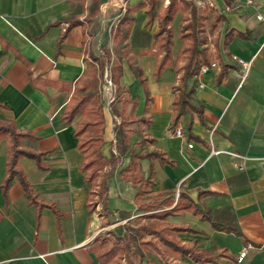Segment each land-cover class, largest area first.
<instances>
[{
  "label": "crops",
  "instance_id": "obj_1",
  "mask_svg": "<svg viewBox=\"0 0 264 264\" xmlns=\"http://www.w3.org/2000/svg\"><path fill=\"white\" fill-rule=\"evenodd\" d=\"M134 1L125 0L123 12L129 8L134 16H144L141 27L155 34L158 18L149 25L145 1ZM106 2L101 0V6ZM208 2L219 14L214 30L206 32L210 65L218 67L197 76L196 110L175 128L187 136L177 137L170 130L173 88L184 64L177 67L185 46L179 27L173 28V57L164 68L174 76L165 81L163 75L155 85L149 83L152 102L147 116L152 123L144 124V136L154 140L144 151L163 152L173 164L141 162L145 179L153 170L142 200L136 197L138 186L117 169L109 185L110 214H106L101 205L95 206L88 175L82 170L85 158L76 136L79 119L68 123L64 112L86 77L92 56L98 57L104 46L114 48L112 30L106 43L100 41L98 32L92 35L97 23L104 25L108 18L102 16L101 6L99 14L90 17L93 0H0V121L12 122L20 131L38 137L35 142L25 139L22 148L39 155L19 159L34 203L18 178L4 187L8 139L0 136V264H101L94 248L104 230L136 225L140 218L146 223V216L156 212L143 211L140 205L161 201H170L161 210L171 213L165 223L191 229L178 234L182 244L198 242L206 248L226 249L235 260L247 248L246 258L237 264H264V25L256 18L264 0H254L252 5L247 0H197L204 9L211 8ZM122 16L117 15L110 28ZM179 16L184 17V12L172 25ZM232 29L249 38L236 36L226 43ZM151 50H161L159 43L148 53L132 49L133 62L145 69V59H157ZM240 59L250 64L244 82ZM123 66L125 75V67L130 68L126 61ZM104 113L102 154L109 159L116 143L115 122L105 106ZM135 137L139 135L133 134L132 141ZM239 156L248 158L243 171ZM128 163L124 159L122 168ZM181 193L202 210L230 207L240 235L217 231L188 211L173 212ZM124 214L130 216L124 218ZM164 256L180 264H197L189 257ZM162 258L152 254L143 264H159ZM219 264L229 261L221 258Z\"/></svg>",
  "mask_w": 264,
  "mask_h": 264
},
{
  "label": "trees",
  "instance_id": "obj_2",
  "mask_svg": "<svg viewBox=\"0 0 264 264\" xmlns=\"http://www.w3.org/2000/svg\"><path fill=\"white\" fill-rule=\"evenodd\" d=\"M179 1L182 3L181 5H179ZM100 6L101 0H93L89 10L91 18H95L99 14ZM156 7V1L149 0V8L146 13L148 24H152L156 18L159 20L158 30L153 35L150 31L141 27V22L145 19L144 16H134L133 11L129 8L124 14L123 12L119 13L123 16L117 26L112 29L115 41L114 48L112 51L105 49L101 57L92 56L93 62L89 64L86 77L77 85L64 112L68 123L75 121L79 115H83L87 119L84 123L78 125L76 132V136L81 139L80 149L83 151L85 158L82 170L88 175V184L91 186L92 194L96 199L95 206L101 205L103 212L106 214H110L109 185L117 169H121L120 175L138 186L136 197L142 200L145 193H147V188L152 183L153 170L151 169L150 176L145 179L141 162L143 160L150 162L158 160L162 165L173 164L163 152L158 150L144 151L148 143H153L154 140L144 136V129L140 125L149 126L152 119L144 116L145 113L137 116V99L132 100L128 97L125 99L126 104L122 108L119 107L124 100V96L128 93L120 83L124 75V61L127 62L130 70L144 87L146 115L152 102L147 79L143 70L133 62L131 50H146V53H148L154 43H159V47L164 51V55L155 70L156 77L159 79L164 71L166 61L171 60L173 57L174 30L172 23L180 12L190 8L189 16L184 15V24L180 29L179 38L187 45L183 47L180 53L185 56V62L181 67L178 85L173 88L176 96L173 102L174 114L170 125L171 131L175 130L178 122L183 117L196 110L194 93L198 82L197 76L203 65H210V55L206 47L208 44L206 35L208 15L201 13L193 2L187 0H170L169 5L159 17L155 13ZM236 36L249 38L248 35L232 29L225 37L226 43H229ZM96 65H98L101 74L109 67L110 78L115 89H113V100L109 107L111 114L116 119V143L113 145L114 151L111 152L109 159L102 154V148L105 145V113L102 95L98 90L99 82L96 79ZM129 104L132 105V108L127 113V105ZM135 123L139 124L137 130L130 127ZM133 134L139 135L135 143L132 142ZM185 135L187 136V133ZM0 136H5L8 139L7 178L4 187L7 188L16 177L22 184L28 198L37 203L34 196H32V189L28 180L19 168V159L23 155L39 157L36 153L26 152L22 148L25 139L35 142L38 137L20 131L14 123L8 121H0ZM137 148L140 150L137 151ZM126 158L129 159V163L122 168L123 160ZM164 204H170V201L168 203L161 201L140 205L141 210L156 213H149L146 216V223H142V218H140L136 225L127 223L124 226L117 227L114 232L117 241L110 249L99 251L95 247L94 251L101 264H143L144 259L152 254L163 256L159 264H180L166 258L164 256L166 254L175 255L179 258L189 257L197 264H219L221 258L228 259L229 264H237V260L230 257L226 249L219 250L216 246L206 248L198 242H194L192 245L182 244L178 234L191 231V229L165 223L164 221L171 213L161 211ZM182 211H188L201 221L209 222L217 231L238 235L241 233L237 217L230 207L218 210H202L187 195L181 193L173 212L180 213ZM129 216V214L123 215L124 218Z\"/></svg>",
  "mask_w": 264,
  "mask_h": 264
},
{
  "label": "rangeland",
  "instance_id": "obj_3",
  "mask_svg": "<svg viewBox=\"0 0 264 264\" xmlns=\"http://www.w3.org/2000/svg\"><path fill=\"white\" fill-rule=\"evenodd\" d=\"M136 1L137 0H135L133 3H136ZM144 1H145V5H144L143 10L146 11L148 9L149 0H144ZM155 1H156V4H157L155 13H156V16L159 17L160 15H162L166 5H168L167 1H170V0H155ZM190 2H193L194 5L197 6V8L199 9V11L201 13H205V14L208 15L209 21L206 24V32H211L212 30H214L215 23H216V21H217V19L219 17V14L216 13V10H214L212 8L204 9L201 6H198L197 0H193V1L191 0ZM178 3H179V5L182 4L180 1ZM189 12H190V8H186L185 11H184V15H188ZM182 25H183V17L179 16L177 22L172 25V28H176V30H178V28L181 27ZM96 27L97 28H95L93 30V32H92L93 34L92 35H94V34H96V32H98V35H100V38H101L100 41L106 43L108 41V39H109L108 31H107V25H106V27H103V25H101L100 23H97ZM183 45L186 46L187 44L184 42ZM105 49H109V48L107 46L102 47L101 48V52L98 53L99 57L102 56V53H103V51ZM150 52L153 55H155L157 57V59H152V58L145 59L144 62H143L144 66H145V69L140 67V66L139 67L144 72V76L147 79V85H148V88H149V91H150V95H152L150 87H149V83L151 85H155L156 82H159L161 80L163 75H164L163 76L164 80L167 81V80H169L170 75H171V78H172L174 76V74H172V73L170 74V73H168L166 71H163L161 73L160 78L158 79L156 77L155 70H156L157 65L159 63L158 59L159 60L161 59V55H163L164 52L162 50H158L157 52L155 50H151ZM92 62L93 61H91L90 63H92ZM184 62H185V56L180 55V60L178 62V66L177 67H180V65H182ZM125 68H126V72H125V75H123V77L121 79V82H120L121 86L123 88H125L128 92H131V94L134 96V98L137 99V101H138V106H137V109H136L137 116L144 115V113H145L144 116H147L146 112H145V110H146V94H145L144 87L139 83L138 79L133 74V72L130 69H128V67H125ZM106 69H108V71L110 72L109 67H107ZM106 69H105L104 73H102L103 74L102 75L101 72L99 71L98 65H96V70H97L96 79L99 82L98 90H99L100 94L102 95V101H103V104L105 106V110L108 113V115L110 116L111 115V110H110L109 104H110L111 99H112L113 89L111 87H109L108 83L106 82V71H107ZM180 71H181V68H180ZM176 73H178V71ZM124 86H126V87H124ZM128 97H130V96L127 93L124 96V100L119 105L120 108H122V106L126 104L125 103V99L128 98ZM131 108H132L131 104L127 105V113H129L131 111ZM77 119H79L78 121H80L79 123L77 121V125H79L80 123H84L87 120L86 117H83V115H79L77 117ZM113 120L115 122L116 119L114 118ZM138 126H139V124L135 123V124H133L130 127L133 128L134 130H137ZM140 126L144 129V124H141ZM136 141H137V137H135V139L132 142L135 143ZM114 228L113 227H107L104 230V232L99 236V238H98L99 243L97 244V249L99 251H102L104 249L105 250L110 249L114 245V243L117 241L116 234L114 233L115 232Z\"/></svg>",
  "mask_w": 264,
  "mask_h": 264
},
{
  "label": "built area",
  "instance_id": "obj_4",
  "mask_svg": "<svg viewBox=\"0 0 264 264\" xmlns=\"http://www.w3.org/2000/svg\"><path fill=\"white\" fill-rule=\"evenodd\" d=\"M248 4L252 5L254 3V0H247ZM167 3L169 4V1H167ZM209 7L213 8L214 4L212 2H208L207 3ZM256 18L258 21H260L261 23H263L264 25V2L262 5V9H258L256 11ZM238 64L242 67V69L244 70V74L242 77V82H244L246 80V78L248 77L249 74V69H250V64L244 60H238ZM218 65L216 63H212L211 65H203L201 67L200 73L201 74H205L206 72H208L210 69H214L217 68ZM106 82L108 83V86L111 87L112 89H114V84L112 82V80L110 79V73L108 71V69H106ZM113 100V98L111 99V101ZM111 103V102H110ZM175 134L177 137L183 138L185 136L183 130L181 128H177L175 130ZM190 147H192V145H190ZM239 158H241L243 160V164L240 166V170H245V162L248 160L247 157H241L239 156ZM248 254V249L244 248L241 253L239 254V256L237 257V262L238 263H242L244 261V259L246 258Z\"/></svg>",
  "mask_w": 264,
  "mask_h": 264
},
{
  "label": "water",
  "instance_id": "obj_5",
  "mask_svg": "<svg viewBox=\"0 0 264 264\" xmlns=\"http://www.w3.org/2000/svg\"><path fill=\"white\" fill-rule=\"evenodd\" d=\"M125 8V0H107L106 3H103L101 6L102 16L108 18V23H103L104 27L107 25L108 35L110 34L112 28V21L119 15L120 12H123ZM109 25V26H108Z\"/></svg>",
  "mask_w": 264,
  "mask_h": 264
}]
</instances>
